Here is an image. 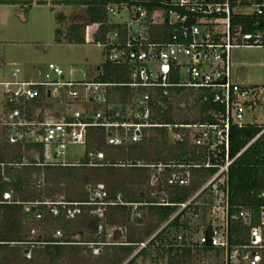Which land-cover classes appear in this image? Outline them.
<instances>
[{"label":"built area","instance_id":"2783aa9c","mask_svg":"<svg viewBox=\"0 0 264 264\" xmlns=\"http://www.w3.org/2000/svg\"><path fill=\"white\" fill-rule=\"evenodd\" d=\"M124 9L127 19L121 15ZM116 16L120 20H114ZM84 41L104 49L105 63L126 64L128 82L100 80V66L90 73L77 65L66 71L50 62L34 66L33 74L15 67L9 80L0 81V149L29 151L32 156L23 157L22 165L68 167L82 165V159H66L71 146L81 144L88 158L84 165L107 166L111 164L108 150L137 145L152 128L165 127L174 131V141L186 142L193 160L134 164L154 171L150 196L158 198V205L177 207L157 233L179 216L187 228L176 235L178 243L195 247L203 256L209 254L217 264H264V205H240L231 213L229 189L230 167L264 133L263 123L246 121L249 113L264 110V86L239 81L232 59L235 49L264 50V0L110 3L105 23L86 24ZM185 92L192 105L197 99L214 105L207 113L212 122L168 125L150 121L155 103L163 105V98L170 101ZM248 124L260 125L261 132L231 156L232 128ZM115 165L126 166L120 161ZM198 170L213 171L185 201L169 203L167 188L192 186ZM35 176L39 185L45 184L42 172ZM89 190L96 205L91 213L105 238L91 246L98 255L104 245L125 244L115 239L125 228L105 222L110 205L104 201L105 185H91ZM4 199H11V192ZM118 200H122L120 195ZM127 205L133 221L148 204ZM24 212L53 227V238L59 239L63 229L57 221L73 219L81 211L59 193L26 204ZM35 234L32 227L29 238ZM152 238L140 243L134 254ZM26 250L29 259L32 248Z\"/></svg>","mask_w":264,"mask_h":264},{"label":"trees","instance_id":"16d2710c","mask_svg":"<svg viewBox=\"0 0 264 264\" xmlns=\"http://www.w3.org/2000/svg\"><path fill=\"white\" fill-rule=\"evenodd\" d=\"M122 1L124 0L63 1L62 3L67 5L81 6L84 20L71 22L65 31L57 30V41L64 38L68 43L85 42L86 24L105 23L106 6ZM9 2L16 1L0 0L2 4ZM66 19L63 14L58 16L60 22H65ZM102 28L104 29L105 26L103 25ZM96 70L98 69L96 68ZM128 71L129 68L126 64L105 63L100 66L98 78L103 81L128 82ZM162 100L163 105L158 103L154 105V114L150 120L154 124L212 122L207 113L214 105L209 101L202 102L197 99L193 105L196 109L195 117L175 119L169 99L165 97ZM261 130L262 127L258 124L232 128L231 156H235L244 149ZM151 131L158 133L161 141L156 137H149L141 143L129 147L142 146L145 143L156 146L159 143L169 144V155H163L162 151L156 150V158H149L151 162L153 161L152 163L171 161L187 163L193 160L189 156L191 152L187 148L186 142L169 143L167 128L155 127ZM90 147L91 144H89ZM97 149H103V144L99 145ZM22 158L23 155L19 148L0 149V264H10L13 261L16 264H37V260L43 262L46 259L49 264H58L60 260L71 261L72 259H76L74 264H123L130 257L125 264H136L139 258H142L143 261L150 259L154 263L167 259L168 264H189L193 256L201 253L191 245L180 244L176 241V235L187 228L186 223L180 224L179 216L167 228L157 233L158 226L166 222L176 212L177 207L175 205H158V198L150 196V179L154 173L153 170L142 168L137 171L133 165L129 166L126 171L123 170L125 167L116 166V163L111 160H109L111 164L107 166L88 167L84 165L88 162L87 155L82 159V165L68 167L41 168L35 165H22ZM107 158L109 159L108 155ZM212 171H195L196 178L190 187H168V202L178 204L185 201L211 175ZM39 172L45 176V184L40 186L36 180H33V175ZM99 183L105 185L104 201L110 203L105 222L110 227L125 228L124 233H117L121 234L122 239H120L125 244L104 245L100 254L95 255L91 246L105 241V238L104 234L98 232V218L91 213L96 205L91 200L89 186ZM54 187L63 188L62 193L65 194L66 200L70 203H77V207L81 211L73 219L57 221L63 229V235L59 239L53 238V227L34 220L32 215L24 212L26 204L58 194ZM229 189L231 213L236 211L234 207L240 205L255 207L264 205V133L249 145L230 167ZM6 192H11V199H4ZM119 195L122 200H118ZM140 202L148 205L143 206L142 214L131 221L130 208L127 204ZM146 211L152 219L157 220V224L154 226L148 222L145 230H140L135 224L145 221L144 212ZM28 222H32L36 229V234L32 238H29V234L24 231ZM170 229L172 232H169ZM174 229L177 232L176 235H172ZM75 236L80 238L76 239ZM149 238L152 239L148 245L134 254L140 243ZM32 244L34 247L31 246ZM27 248H32V256L29 259L25 255Z\"/></svg>","mask_w":264,"mask_h":264},{"label":"rangeland","instance_id":"374dc122","mask_svg":"<svg viewBox=\"0 0 264 264\" xmlns=\"http://www.w3.org/2000/svg\"><path fill=\"white\" fill-rule=\"evenodd\" d=\"M9 1L16 2L0 3V81L9 80L11 72L15 67H20L23 74H33L34 66L44 67L50 62H55L66 71L69 70L71 65H77L81 69L95 73L98 66L105 64L106 55L104 49L99 45L86 42L77 44L68 43L64 38L57 41V30L63 29L65 31L71 22L84 20L81 6L62 3L65 0ZM127 13L128 11L124 9L121 15L127 19ZM61 14L67 18L65 22L58 20V16ZM114 20L118 21L120 19L116 16ZM232 54L238 80L251 85L264 86V50L259 48H243L233 50ZM170 103L173 107L175 119H191L195 117L196 109L188 99V92H185L182 96L174 97L173 100H170ZM254 114L249 113L246 121L264 124V110L259 109ZM168 136L169 143L172 144L174 142V131L168 130ZM149 137H156L161 141L160 135L154 131H148L147 138ZM156 150L162 151L163 155H169V144L164 145L159 143L156 146L145 143V145L133 148L110 149L108 150V157L109 160L115 163L119 162V159L122 160L120 162L126 164L123 170L127 171L129 165L151 163L150 159H155L157 156ZM21 152L25 159H29L32 156L29 151L21 150ZM84 157L85 146L81 144L71 146L66 154V159L69 162H77L84 159ZM134 169L139 171L138 169L141 170L142 168L136 167ZM36 178L33 175V180ZM50 178H52L51 175ZM38 186L40 185L38 184ZM54 188L58 194L62 193L63 188ZM45 191L49 192L48 190ZM144 220L143 223H136L135 226L140 230H145L148 222L154 226L157 224V220L155 218L152 219L147 214V211L144 212ZM162 225L160 224L158 227L160 228ZM32 227H34L32 222H28L25 225L24 231L29 236L31 235ZM176 234L177 232L174 229L172 235ZM115 236V239H122L121 234L116 233ZM75 238L78 239L80 237L75 236ZM129 259L125 260L123 264L128 262ZM37 261V264H49L47 259L43 262ZM207 261L211 264H217V261L209 256V254L203 256L202 253L193 256L189 264H206ZM142 262L145 264H168L167 259L154 263L150 259L143 261L142 258H139L136 264H141ZM74 263H76V259H72L71 261L60 260L58 264ZM10 264L16 263L13 261Z\"/></svg>","mask_w":264,"mask_h":264},{"label":"water","instance_id":"95a60500","mask_svg":"<svg viewBox=\"0 0 264 264\" xmlns=\"http://www.w3.org/2000/svg\"><path fill=\"white\" fill-rule=\"evenodd\" d=\"M171 230H169V232H170ZM25 253H27V250H25Z\"/></svg>","mask_w":264,"mask_h":264},{"label":"crops","instance_id":"0c3cea01","mask_svg":"<svg viewBox=\"0 0 264 264\" xmlns=\"http://www.w3.org/2000/svg\"><path fill=\"white\" fill-rule=\"evenodd\" d=\"M195 178H196V175H195ZM195 180V179H194Z\"/></svg>","mask_w":264,"mask_h":264}]
</instances>
